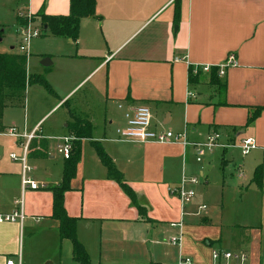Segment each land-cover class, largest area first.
I'll return each mask as SVG.
<instances>
[{
    "label": "crops",
    "instance_id": "1",
    "mask_svg": "<svg viewBox=\"0 0 264 264\" xmlns=\"http://www.w3.org/2000/svg\"><path fill=\"white\" fill-rule=\"evenodd\" d=\"M41 2L31 0L27 14L20 13L18 17L40 10L47 15L69 13V0H47L44 9ZM37 24L39 21L34 25ZM53 38L60 47L57 60L66 67L58 70L64 89L52 85L57 102H51L43 116L33 123V129L40 124L39 137L31 140L35 147L29 146L26 164L30 167L29 178L40 188L23 192L24 216L20 222H0V264L18 256L22 264H62L68 260L74 263L71 242L60 241L57 222L51 218L49 187L60 184L64 158L57 163L55 156L49 155L48 137L43 134L41 123L62 106L66 107L70 121L64 124L66 133L53 138L56 152L60 137L71 135L68 125L75 118L92 125L91 139L81 141L84 144L76 173L70 181V190L64 194L66 214L76 218L77 239L87 254L88 264H179L184 250L188 251L184 232L186 236H194L191 240L204 239L210 245L207 225H211V218L205 213L207 207L198 210L199 205H205L197 192L199 184L196 196L182 210L168 187L176 185L184 174L202 175V184L207 185L205 163L219 151L222 153L219 165L224 171L232 164L225 156L229 148L214 150L197 164L191 149L183 154L179 144L117 141L115 128L124 123L127 108L144 105L150 109L155 123L166 129H185L190 140L199 141L197 128L205 127L201 134L204 138L209 131L217 130L216 116L223 108L242 106L249 113L261 106L253 104L261 103L264 91V0H96V18L81 20L76 44L65 37ZM29 48L30 43L28 53ZM13 49L11 46L4 52ZM230 55L237 66L226 68L224 75L217 71L213 74L211 70ZM187 62L210 65L212 69L199 72L188 81ZM28 87L22 104L14 102L2 112L4 128L0 137L9 139H0V214L17 209L16 200L22 196V164L12 160L10 154L18 150L17 143L22 147L24 139L6 135L5 131L15 125H5L4 121L9 108L19 105L24 107L29 126L25 108ZM81 90V98L74 99ZM187 91L194 97L187 98ZM177 108H181L182 114L173 116ZM160 111L165 114L158 120ZM25 123L22 131L15 126L19 132H27ZM242 133L234 130V138L228 133L221 134V138L235 140ZM40 140L46 145L43 158L30 154L41 151ZM91 141H97L109 155L134 192L136 203L107 177ZM21 154L18 151L15 155ZM237 168L240 175V165ZM256 217L264 223L262 214L256 212ZM180 220L181 244L166 256V248L172 246L168 240L177 231L170 223ZM234 226V231L237 226L243 228L238 245L253 263L264 262L261 236L250 235L263 231L262 226ZM222 243L219 239L212 249H222Z\"/></svg>",
    "mask_w": 264,
    "mask_h": 264
},
{
    "label": "rangeland",
    "instance_id": "2",
    "mask_svg": "<svg viewBox=\"0 0 264 264\" xmlns=\"http://www.w3.org/2000/svg\"><path fill=\"white\" fill-rule=\"evenodd\" d=\"M30 1L31 0H0V31H2L0 52H4L13 46L14 49L10 50V52L17 53V47L19 45L21 36L16 33V30L19 32V26L20 24L22 25V19L27 20L26 24L31 22L33 26H36L41 30V27H39L40 20L38 17H36L37 13L28 15L24 18L18 17L20 13L27 14L28 2L30 3ZM45 1L47 0H42L40 5V7L43 9ZM18 18L20 19V22ZM36 21H39V24L34 25ZM53 39V36L51 34L45 33V31H43L39 37L33 38L30 42L29 53L28 55H25L27 57L26 66L27 71L29 70V74H38V71H40L39 74L47 80L53 90L54 86H57L63 90L64 85H61V75L60 71L58 70H66V67L61 64V61L57 60L59 58L58 55L60 52V47L54 44L55 41ZM52 56L56 59V63H53L51 58ZM45 57L49 58L52 63L48 67H43L40 64L42 58ZM82 95L83 94L81 90L73 98L77 99ZM51 102H57V99L48 94V92L41 85H30L27 89L25 104V108H28L29 126H26L27 120L24 116V107L19 105L9 108L6 114L7 116H5L4 124H10V126L15 125L19 128V131H22L24 123L26 122L25 130L27 133H29L33 130V123L38 120V118L43 116L44 109L52 104ZM22 103L23 102H21V104ZM263 103L264 91L261 103H255L253 106H262ZM254 109L247 113L245 107L229 106L226 109L223 108L216 116V129L219 133L224 135L228 133L234 138V130L235 132L242 130L243 133L235 138L236 142L250 135L254 137L259 148L251 150L246 155H242L237 147L229 148L225 156L231 160L232 164L224 171H222L219 165V158L222 157V153L215 151L210 156V159H208V162L205 163V171L208 181L207 185H204V183L202 184L203 178L198 174L200 177V183L197 187V192L198 194H201L203 202L207 207L205 213L209 214L211 218V225L210 223L207 225V227H210L208 232H211V235L207 238H209L208 240L211 242V244H205L204 239L196 241H194V239L191 240V237L194 236L190 234L186 236L184 232V239L185 243H187L188 251L184 250V253L180 256V258H189L191 260L190 264H216L212 259V247L213 244L218 242L219 239H221L223 242L221 245L223 251L233 254L244 251L245 249H242L240 245H238L237 241L239 235L243 233V228L238 226L236 229L234 228L235 231H237V234L233 230V227H235L234 225L236 224L239 226H262L263 231H254L250 233V235L251 237L255 236L256 238L261 236L262 244H264V223L260 222L258 217H256V212H258L262 214L264 218V156L262 154L261 148L264 147V109L253 122L248 123V119L252 115ZM165 110H167V108ZM166 113H168V111H166ZM164 114L165 112L163 111L157 113V119L161 120ZM181 114V108H177L173 111V116ZM69 121V114L65 106L52 111L41 121L43 134L47 135L48 137L49 155L53 154L57 163L60 162L63 156L57 154L56 142L53 140V138L66 133L64 124ZM39 125H37L36 128H38ZM169 129H171L173 132L181 131L174 128ZM205 131L206 129L204 126L197 128L196 136L198 139L196 140H202L204 136L201 137V134H203ZM0 139L7 140L9 138L7 136H2ZM10 139L12 138L10 137ZM83 144L81 142V148ZM30 145L33 146L32 143H30ZM15 147L18 148V150H14L15 154H17L18 151H21L22 153L23 148L21 145L19 147L17 143ZM261 163H263V178L262 187L260 189L255 183L251 182V178L254 168ZM238 165L241 167L242 173L240 175H237ZM254 209L257 210L255 211ZM173 249L174 245H168V248H166V256H170L173 252ZM249 256L250 255L248 254L246 259L247 261L244 264H255ZM64 262L65 261H63L62 264H76L75 262L72 263L71 260H68L67 263ZM230 262L234 263V259L230 260ZM222 263L223 259L221 260V264ZM263 263L264 262L257 264Z\"/></svg>",
    "mask_w": 264,
    "mask_h": 264
},
{
    "label": "built area",
    "instance_id": "3",
    "mask_svg": "<svg viewBox=\"0 0 264 264\" xmlns=\"http://www.w3.org/2000/svg\"><path fill=\"white\" fill-rule=\"evenodd\" d=\"M18 34L21 36V39L17 47V53L28 55L30 41L33 38L39 37L41 35V30L33 26L31 22H28L19 28ZM175 60L177 61L178 58H175ZM186 65L192 75H196L199 72H209L212 69V66L210 65H194L188 62ZM231 66H237V62L234 56L230 55L224 63L217 65L214 68H216L219 75H224L225 69ZM186 95L187 98L194 97L190 91H187ZM38 131L39 127L34 128L29 133L25 131L19 132L15 126H11L5 132L6 135L18 139H24V142L22 143L23 151L21 156L18 157L14 153L10 154V158L12 160H18L22 164V196L20 199L16 200L17 209L11 213L0 214V222H20L24 216L22 210L23 192L25 189L36 190L40 188V186L35 181L29 178L28 173L30 171V167L26 164L29 145L32 139L39 137L37 136ZM221 136V133H219L217 130H211L207 133L203 140H190L187 130L185 129L180 132H173L170 129L164 128L160 124L155 123L150 109L144 105L127 108L124 112V123L115 128V139L117 141H126L138 144H179L183 148V154L186 153L187 149H191L193 159L197 164H200L207 154L212 153L216 149L223 150L237 147L242 155H246L251 150L259 148L253 137H246L236 142L230 138H226V140L222 141ZM59 140L60 142L57 152L62 155L63 158H67L71 150L73 136L64 135L61 136ZM261 148L263 150L264 156V147ZM241 173L242 172L240 171V174ZM200 177H202V175H200ZM200 177L197 175L194 176L184 174L176 185L168 187L169 194L175 196L178 199L181 210L185 205L191 203L196 196V186L200 183ZM205 208V205L198 206L199 211L204 210ZM182 225L183 222L181 220L170 223V226L176 227L177 229L176 233L173 234L168 240L170 244L174 246H180L183 236ZM247 257L248 254L245 251H240L239 253L233 254L223 251L220 248L212 250V259L216 264H221L222 259V264H244L247 261ZM232 259H234V263L230 262ZM183 263L190 264L191 260L189 258H180L179 264ZM5 264H22V262L18 256L17 259L7 258L5 260Z\"/></svg>",
    "mask_w": 264,
    "mask_h": 264
},
{
    "label": "trees",
    "instance_id": "4",
    "mask_svg": "<svg viewBox=\"0 0 264 264\" xmlns=\"http://www.w3.org/2000/svg\"><path fill=\"white\" fill-rule=\"evenodd\" d=\"M176 7V6H175ZM36 17L40 20V27L43 31H48L53 36L65 37L76 44L79 34L80 23L85 18H96V0H69V13L66 15H47L40 10ZM178 18V9L175 8L174 21ZM19 22L20 19L18 18ZM25 25L27 20H21ZM2 31H0V42ZM27 57L19 53L0 52V132L4 126L2 124L3 109L14 102H21L25 97L26 88L33 84L41 85L48 94L54 96L55 92L47 80L40 74H28L26 69ZM216 68L211 72L215 74ZM215 75H211L214 78ZM193 75L188 69V81L192 80ZM213 81V79H212ZM217 81V80H216ZM215 82V81H214ZM264 109V105L256 107L248 119V123L253 122ZM73 140L69 156L64 158L62 179L60 184L49 187L52 192V213L51 218L57 222L60 241L69 240L72 244V259L77 264H88L87 254L78 241L76 235V218L66 214L64 208V194L70 190V181L74 178L76 167L81 156L82 139H91L92 125L84 119H74L71 125H68ZM35 147V142H31ZM41 151H31L30 154L35 157L43 158L46 156V145L44 140H40ZM97 155L106 169L107 177L114 180L128 196L136 203L135 194L132 189L124 182L123 176L118 171L113 161L97 141H91ZM263 163L256 166L252 173L251 182L258 188L262 187ZM151 264H159L153 262Z\"/></svg>",
    "mask_w": 264,
    "mask_h": 264
},
{
    "label": "water",
    "instance_id": "5",
    "mask_svg": "<svg viewBox=\"0 0 264 264\" xmlns=\"http://www.w3.org/2000/svg\"><path fill=\"white\" fill-rule=\"evenodd\" d=\"M174 28L176 29V27H174ZM40 64L42 66H49L51 64V62L49 61L48 58H44V59L41 60Z\"/></svg>",
    "mask_w": 264,
    "mask_h": 264
}]
</instances>
